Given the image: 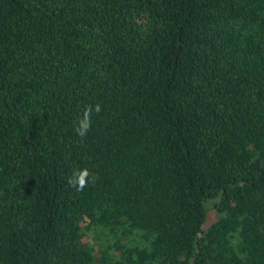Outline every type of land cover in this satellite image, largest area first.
Masks as SVG:
<instances>
[{
  "label": "trees",
  "instance_id": "1",
  "mask_svg": "<svg viewBox=\"0 0 264 264\" xmlns=\"http://www.w3.org/2000/svg\"><path fill=\"white\" fill-rule=\"evenodd\" d=\"M0 264H264V0H0Z\"/></svg>",
  "mask_w": 264,
  "mask_h": 264
},
{
  "label": "clouds",
  "instance_id": "2",
  "mask_svg": "<svg viewBox=\"0 0 264 264\" xmlns=\"http://www.w3.org/2000/svg\"><path fill=\"white\" fill-rule=\"evenodd\" d=\"M93 112L99 114L101 105H85L83 111L78 115L75 124V133L83 138L89 132L92 126ZM97 177L90 173L88 168L73 169L71 175L67 179V184L76 191H82L89 183H95Z\"/></svg>",
  "mask_w": 264,
  "mask_h": 264
},
{
  "label": "rangeland",
  "instance_id": "3",
  "mask_svg": "<svg viewBox=\"0 0 264 264\" xmlns=\"http://www.w3.org/2000/svg\"><path fill=\"white\" fill-rule=\"evenodd\" d=\"M84 241L90 243L91 246H92V244H94V241H93V238L91 237V235H87V236L84 238ZM92 247H93V246H92Z\"/></svg>",
  "mask_w": 264,
  "mask_h": 264
}]
</instances>
